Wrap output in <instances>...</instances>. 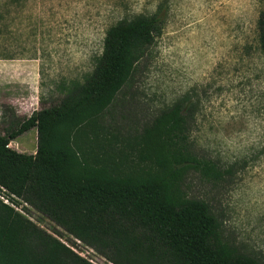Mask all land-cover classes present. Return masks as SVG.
Listing matches in <instances>:
<instances>
[{
    "label": "rangeland",
    "instance_id": "1",
    "mask_svg": "<svg viewBox=\"0 0 264 264\" xmlns=\"http://www.w3.org/2000/svg\"><path fill=\"white\" fill-rule=\"evenodd\" d=\"M158 9L161 31L111 131L134 135L178 100L193 108L190 145L220 175L189 170L183 192L208 202L229 241L264 264V56L257 31L264 0H0V132L82 82L111 25ZM9 147L34 154L36 128ZM0 201L93 264H108L1 189Z\"/></svg>",
    "mask_w": 264,
    "mask_h": 264
},
{
    "label": "trees",
    "instance_id": "2",
    "mask_svg": "<svg viewBox=\"0 0 264 264\" xmlns=\"http://www.w3.org/2000/svg\"><path fill=\"white\" fill-rule=\"evenodd\" d=\"M161 12L111 25L82 82L0 132V189L108 264H262L229 241L208 202L183 192L189 170L220 175L190 145L193 108L178 100L134 135L111 131ZM257 31L264 56V10ZM33 127L34 154L9 147ZM0 264L93 263L0 201Z\"/></svg>",
    "mask_w": 264,
    "mask_h": 264
},
{
    "label": "built area",
    "instance_id": "3",
    "mask_svg": "<svg viewBox=\"0 0 264 264\" xmlns=\"http://www.w3.org/2000/svg\"><path fill=\"white\" fill-rule=\"evenodd\" d=\"M4 201L7 202V198H5Z\"/></svg>",
    "mask_w": 264,
    "mask_h": 264
}]
</instances>
